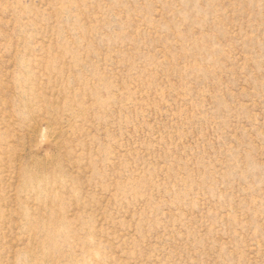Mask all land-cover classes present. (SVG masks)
<instances>
[{"label":"rangeland","instance_id":"rangeland-1","mask_svg":"<svg viewBox=\"0 0 264 264\" xmlns=\"http://www.w3.org/2000/svg\"><path fill=\"white\" fill-rule=\"evenodd\" d=\"M0 264H264V0H0Z\"/></svg>","mask_w":264,"mask_h":264}]
</instances>
